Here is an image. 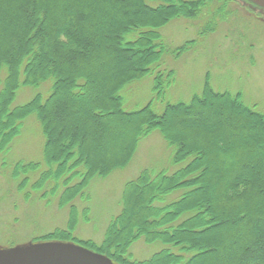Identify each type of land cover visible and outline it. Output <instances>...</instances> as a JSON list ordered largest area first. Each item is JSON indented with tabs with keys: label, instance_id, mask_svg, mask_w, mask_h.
Segmentation results:
<instances>
[{
	"label": "trees",
	"instance_id": "1",
	"mask_svg": "<svg viewBox=\"0 0 264 264\" xmlns=\"http://www.w3.org/2000/svg\"><path fill=\"white\" fill-rule=\"evenodd\" d=\"M212 1L0 0V155L34 114L48 170L39 175L38 164L17 163L9 178L19 193L39 192V198H56L58 209L68 208L63 228L30 243L76 245L116 264H264V115L247 107L240 94L214 91L208 76L199 95L189 103H167L161 114L152 104L136 112L123 109V88L160 63L159 30L173 19L200 17ZM216 1L218 11L225 7V0ZM99 61L108 63L101 71ZM164 73L156 72L158 100ZM49 79L47 97L11 107L21 86ZM105 115L112 118L100 122ZM153 131L175 148L174 164L188 163L170 175L143 171L126 184L121 210L101 243L76 237L80 213L74 201L93 178L125 168ZM113 133L119 134L116 146L104 140ZM214 180L224 189L220 206ZM176 191H183L178 199L161 204ZM235 233L241 235L228 244ZM140 239L177 252L133 260L129 250Z\"/></svg>",
	"mask_w": 264,
	"mask_h": 264
},
{
	"label": "rangeland",
	"instance_id": "2",
	"mask_svg": "<svg viewBox=\"0 0 264 264\" xmlns=\"http://www.w3.org/2000/svg\"><path fill=\"white\" fill-rule=\"evenodd\" d=\"M225 2V7L218 11L219 2L213 0L210 6L202 9L200 17L173 19L159 30L164 47L160 63L153 67L151 74L123 88L121 96L124 111L136 112L152 104L155 113L161 114L167 103H189L194 95L201 93L208 76L214 91L233 96L240 94L247 107L264 115V12L243 0ZM222 3L220 0V4ZM191 42L194 43L191 45ZM183 47L185 50L179 51ZM123 53L128 52L124 50ZM99 62L101 67L98 71H101L103 65L107 66L108 63ZM159 71L165 73L161 82L163 96L158 100L154 87L156 72ZM170 72H173V77L169 76ZM52 83V79H49L38 87L21 86L11 107L25 105L35 95L47 97L51 92ZM111 118L110 115L98 116L100 122ZM208 122L213 123V120ZM117 124L119 132L123 134L125 129L121 128L124 127L119 121ZM113 135L104 140L111 146H116L119 134ZM231 142L228 140V143ZM43 147L41 127L33 114L21 122L20 134L11 142L7 151L0 155V251L9 250L14 246L43 245L32 244L29 240L56 228H63L67 221L68 208L58 209L56 198H39V192L35 194L30 190L19 193L15 182L9 178L17 163L38 164L39 175L47 171ZM108 147L106 144L102 152L105 153ZM174 151L175 148L162 138L159 131H153L140 140L132 160L125 168L113 171L106 178H93L81 196L83 200L78 198L73 203L81 214L75 236L101 243L109 222L121 210V196L126 184L134 181L143 171H148L152 176L159 173L170 175L188 163L189 160L174 164ZM262 162L263 160L259 164L262 165ZM212 184L216 188L215 180ZM217 188V206H220L224 200V189H219L218 186ZM26 193L29 194L27 199L24 197ZM182 193L183 191H176L168 195L161 204L178 199ZM251 194L250 191L245 200H248ZM84 209L88 210L87 218H84ZM240 235L232 234L228 244L236 241ZM165 250L177 252L173 246L161 242L146 244L140 239L131 246L129 254L133 260L143 261ZM89 252L106 259L92 251Z\"/></svg>",
	"mask_w": 264,
	"mask_h": 264
},
{
	"label": "water",
	"instance_id": "3",
	"mask_svg": "<svg viewBox=\"0 0 264 264\" xmlns=\"http://www.w3.org/2000/svg\"><path fill=\"white\" fill-rule=\"evenodd\" d=\"M264 10V0H246ZM0 264H113L80 247L43 244L0 251Z\"/></svg>",
	"mask_w": 264,
	"mask_h": 264
}]
</instances>
